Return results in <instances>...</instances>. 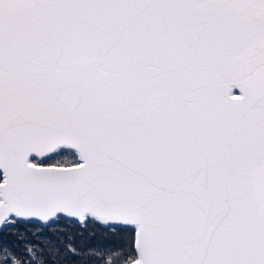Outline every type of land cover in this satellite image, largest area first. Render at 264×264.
<instances>
[{
    "label": "snow or ice",
    "instance_id": "6c2138e0",
    "mask_svg": "<svg viewBox=\"0 0 264 264\" xmlns=\"http://www.w3.org/2000/svg\"><path fill=\"white\" fill-rule=\"evenodd\" d=\"M65 218L264 264V0H0V233Z\"/></svg>",
    "mask_w": 264,
    "mask_h": 264
},
{
    "label": "rangeland",
    "instance_id": "374dc122",
    "mask_svg": "<svg viewBox=\"0 0 264 264\" xmlns=\"http://www.w3.org/2000/svg\"><path fill=\"white\" fill-rule=\"evenodd\" d=\"M70 221H67V228H62L63 222L54 228L43 227L49 231L26 224L9 228L0 233V249H7L14 261L20 258L23 264H45L46 260L53 259L55 253H62L64 249H73L78 253V258L73 259L71 264H106L103 257L107 254L113 255L114 260L119 255L122 240L119 235L113 234L115 230L94 225L82 230L80 224ZM60 231L64 234L60 235ZM98 239L97 244L95 240ZM4 258V252L0 251V264H3Z\"/></svg>",
    "mask_w": 264,
    "mask_h": 264
},
{
    "label": "trees",
    "instance_id": "16d2710c",
    "mask_svg": "<svg viewBox=\"0 0 264 264\" xmlns=\"http://www.w3.org/2000/svg\"><path fill=\"white\" fill-rule=\"evenodd\" d=\"M69 219H67V218H65L64 220H61V221H59L58 223H56V224H52V225H50L49 227H53L54 228V226H56V225H58L59 223H62V228H67V221H68ZM65 221V222H64ZM71 223H73L72 222V220L70 221ZM67 224V225H66ZM73 224H75V223H73ZM27 226H31V227H33V228H36V227H40V225L39 224H26ZM76 225H79V223H77ZM81 225V224H80ZM79 225V227L82 229V230H87V229H90V228H92V225H88V226H86L85 228H83L84 227V225H83V227H81ZM95 226V225H94ZM30 227V228H31ZM48 227V228H49ZM40 228H43V227H40ZM53 228L51 229V230H53ZM101 228V227H100ZM44 229V228H43ZM103 229H109V228H103ZM45 231H49V230H46V229H44ZM114 232V231H113ZM64 233L63 232H61L60 231V235H63ZM55 239H57L56 237H54ZM102 240H103V238H102ZM95 242H97V244L99 243V239L98 240H95ZM97 246V245H96ZM119 247H120V245H119ZM27 255H28V253H27ZM103 259H104V261H105V263L106 264H108V261H114V256L113 255H106V257L104 258L103 257Z\"/></svg>",
    "mask_w": 264,
    "mask_h": 264
},
{
    "label": "bare ground",
    "instance_id": "6f19581e",
    "mask_svg": "<svg viewBox=\"0 0 264 264\" xmlns=\"http://www.w3.org/2000/svg\"><path fill=\"white\" fill-rule=\"evenodd\" d=\"M68 219H70V220H72V218H68ZM78 223V222H77ZM80 224V223H79Z\"/></svg>",
    "mask_w": 264,
    "mask_h": 264
}]
</instances>
